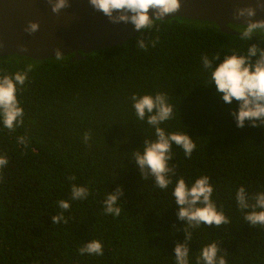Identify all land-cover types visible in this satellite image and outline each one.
<instances>
[{"label":"trees","instance_id":"1","mask_svg":"<svg viewBox=\"0 0 264 264\" xmlns=\"http://www.w3.org/2000/svg\"><path fill=\"white\" fill-rule=\"evenodd\" d=\"M229 26L238 34L173 18L122 45L80 52L82 59L0 58V74L34 65L18 92L23 126L9 132L0 124V155L8 158L0 170V264H175L174 248L185 232L171 192L177 177L190 185L202 175L211 178L212 199L231 223L191 230L190 264L213 240L227 252V264H264V228L245 223L235 199L241 185L249 194L264 191V127L236 126L231 112L238 105L223 103L214 86H204L200 62L202 54L221 48L247 51L238 39L243 26ZM138 37L146 51L136 46ZM249 43L264 48L256 36ZM225 54L231 53L221 51L220 60ZM157 92L174 107L173 118L160 126L186 132L196 144L191 159L173 144L169 164L176 176L164 190L151 177L143 180L131 159L155 132L136 118L130 97ZM73 183L89 189L87 199L71 200ZM117 187L123 195L114 217L104 213L103 201ZM60 200L70 202L63 212L67 223L53 224L52 216L63 211ZM92 239L102 242L104 254L81 256L79 248Z\"/></svg>","mask_w":264,"mask_h":264},{"label":"clouds","instance_id":"2","mask_svg":"<svg viewBox=\"0 0 264 264\" xmlns=\"http://www.w3.org/2000/svg\"><path fill=\"white\" fill-rule=\"evenodd\" d=\"M53 13L70 7L69 0H48ZM92 8L103 13L112 23H131L137 32L150 31L156 27L157 22L178 11L181 0H89ZM257 9L264 10V0H256L255 6L239 7L234 12L236 19H244L238 39L245 42L247 51L243 48L233 47L229 50L221 48L211 56L202 54L200 58L202 70L207 74L206 87H215L219 99L228 105L235 102L238 107L231 115L238 128L245 127L246 122L251 127H264V48L255 43H249L254 36L264 41V19L253 20ZM39 30V23L29 21L24 31L29 35ZM158 30V29H157ZM155 46V41L152 42ZM136 46L147 50L146 41L137 38ZM244 46V47H245ZM221 51L225 53L220 60ZM55 59L62 62L64 55L59 48L54 49ZM255 58V59H253ZM220 61L218 64L217 61ZM34 65L26 64L23 71L12 74H0V124L9 132L24 124V109L18 99V92L23 90L28 81V73L32 72ZM135 116L139 121H146L154 128L155 139H144L143 150L135 149L131 159L135 162L143 180L149 177L154 179L155 185L164 190L173 183L172 177L176 176L175 166H170L173 158V144L182 148L185 157L191 159L196 148L194 139L186 132H166L160 125L173 118L174 107L167 102V95L162 92L152 94L133 93L130 97ZM178 111V110H177ZM87 144L91 134L86 132L83 136ZM18 143L27 147V137H18ZM8 158L0 155V170L6 167ZM3 177L0 175V180ZM210 177L202 175L190 185L183 177H177L171 192L175 204L178 206L177 217L183 221L185 241L177 243L174 248L175 264H190L189 243L192 241V231L202 224L215 226L220 229L231 223L222 209H218L212 199L214 187ZM75 180V177H69ZM89 189L77 184L71 185V200H85L89 196ZM123 189L117 187L112 193H107L103 201L105 214L119 216L121 207L119 197ZM236 204L243 212V220L254 228H264V191L249 194L241 185L236 189ZM61 211L52 216L53 224L67 223L63 212L70 208V202L60 200L57 202ZM81 256H102L103 245L99 240L92 239L79 248ZM227 252L219 247L216 240L204 245L196 257V264H227Z\"/></svg>","mask_w":264,"mask_h":264},{"label":"water","instance_id":"3","mask_svg":"<svg viewBox=\"0 0 264 264\" xmlns=\"http://www.w3.org/2000/svg\"><path fill=\"white\" fill-rule=\"evenodd\" d=\"M70 7L53 13L48 0H0V58L20 56L33 60L55 58L54 49L72 60L84 54L122 45L138 33L131 23H112L92 8L89 0H69ZM256 0H181L178 11L165 20L186 18L211 22L224 33L238 34L229 25L243 26L236 19L239 7L255 6ZM253 20L264 19V10L257 9ZM164 20V21H165ZM29 21L38 22L39 30L31 35L24 31Z\"/></svg>","mask_w":264,"mask_h":264},{"label":"rangeland","instance_id":"4","mask_svg":"<svg viewBox=\"0 0 264 264\" xmlns=\"http://www.w3.org/2000/svg\"><path fill=\"white\" fill-rule=\"evenodd\" d=\"M240 30L242 29V27L241 28H239Z\"/></svg>","mask_w":264,"mask_h":264}]
</instances>
